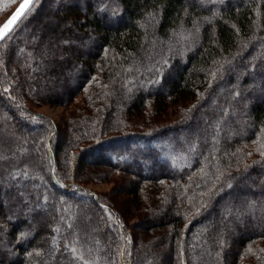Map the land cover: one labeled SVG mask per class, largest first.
<instances>
[{"label": "trees", "instance_id": "16d2710c", "mask_svg": "<svg viewBox=\"0 0 264 264\" xmlns=\"http://www.w3.org/2000/svg\"><path fill=\"white\" fill-rule=\"evenodd\" d=\"M0 264H264V0H36L0 42Z\"/></svg>", "mask_w": 264, "mask_h": 264}, {"label": "rangeland", "instance_id": "374dc122", "mask_svg": "<svg viewBox=\"0 0 264 264\" xmlns=\"http://www.w3.org/2000/svg\"><path fill=\"white\" fill-rule=\"evenodd\" d=\"M17 1L18 0H0V25L7 19V17L17 7L19 3V1L18 2ZM90 44L91 42L88 40L83 48H86L87 45H90ZM34 109L39 111L40 113L47 115L48 117L54 120V122L56 123L58 127L57 132H58L59 137L64 133V131H67V124H66L67 120L66 119L71 112L72 106L64 105V104H40V105L35 106ZM91 171L92 173H94L93 169H89V172ZM96 174L100 175L99 172H97ZM90 177L92 176L90 175ZM96 177L102 180H98L96 178L98 181L97 180L89 181L88 187L90 189H92L93 191L99 192V193H106V194L109 191H112V192L114 191V193H115V190L117 191V189L115 188L117 186L118 181L109 180V179L107 180L106 179L107 175H106V178L105 176L104 177L96 176ZM92 178L95 179V177H92ZM113 197L114 196H112V199ZM126 198L127 196L126 197L120 196L119 201H121L122 203H125ZM127 206H128L127 209H129L131 204L129 203L127 204ZM131 217L128 218L129 220H126L127 224H128V221L132 222V220H134V218L133 217L131 218ZM93 227L94 226H91L90 229H93ZM163 242L160 245H163L164 244ZM157 245H159V243Z\"/></svg>", "mask_w": 264, "mask_h": 264}, {"label": "snow or ice", "instance_id": "6c2138e0", "mask_svg": "<svg viewBox=\"0 0 264 264\" xmlns=\"http://www.w3.org/2000/svg\"><path fill=\"white\" fill-rule=\"evenodd\" d=\"M31 2L32 0H23L17 12L3 26H0V40H3L8 32L11 31L17 19L25 13ZM5 91H7V89H5Z\"/></svg>", "mask_w": 264, "mask_h": 264}, {"label": "water", "instance_id": "95a60500", "mask_svg": "<svg viewBox=\"0 0 264 264\" xmlns=\"http://www.w3.org/2000/svg\"><path fill=\"white\" fill-rule=\"evenodd\" d=\"M36 0H32V2H31V4L29 5V7H28V9L25 11V13L24 14H22L18 19H17V21L15 22V24L13 25V27H12V29L15 27V25L24 17V15L27 13V11L30 9V7L33 5V3L35 2ZM21 3H23V0L17 5V7L12 11V13L7 17V19L0 25V26H3L16 12H17V10L20 8V5H21ZM11 29V30H12ZM11 32V31H10ZM10 32H8V34L5 36V37H7L8 35H9V33ZM2 40H0V42H1Z\"/></svg>", "mask_w": 264, "mask_h": 264}]
</instances>
